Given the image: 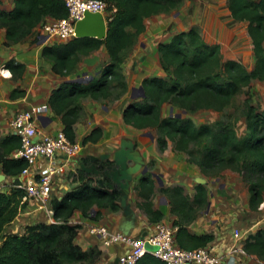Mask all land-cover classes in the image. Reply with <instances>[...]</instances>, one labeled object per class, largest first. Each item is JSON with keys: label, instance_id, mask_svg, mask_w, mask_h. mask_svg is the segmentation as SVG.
<instances>
[{"label": "trees", "instance_id": "16d2710c", "mask_svg": "<svg viewBox=\"0 0 264 264\" xmlns=\"http://www.w3.org/2000/svg\"><path fill=\"white\" fill-rule=\"evenodd\" d=\"M179 2L108 0L109 30L105 38L77 37L43 47L42 53L52 61L54 71L64 76L74 72L84 56L103 45L110 56V60L103 63L100 74L87 82L63 81L49 97L70 139L77 140L75 124L83 109V98L111 99L114 89H120L115 97L128 90L122 65L137 37L146 30L145 18L169 11ZM1 4L2 0L0 28L6 30V44L27 39L47 18L59 19L69 13L65 0H15L11 9ZM229 8L235 19L248 21L256 57L253 68L248 69L234 58L224 60L221 44L208 43L196 27L178 32L158 46L166 75L145 77L142 84L146 95L131 101L125 107L123 117L134 127L156 128L161 150L167 149L172 140L176 150L185 151L188 159L206 173L226 167L237 170L248 183L250 207L257 210L264 201V110L260 112L255 105L248 104L245 111L247 132L242 135L232 122L219 119L197 125L188 115L200 109L223 111L254 79L264 81V0H229ZM5 67L17 79L22 77L26 65L11 58ZM25 95L26 89L15 88L10 97L16 99ZM168 104L174 106L175 113L186 111V115L167 114ZM103 133V128L97 126L83 138V144L98 142ZM21 144L20 136L13 132L0 138V170L12 177L14 183L20 181L19 175L27 165L25 159L14 157ZM71 177L72 188L61 197L52 196L55 220L28 223L17 232L7 229L29 205L30 197L25 188L15 185L0 191V264L98 263L102 248L94 245L84 249L76 239L85 226L73 223L71 219L78 210L94 220L102 217L103 209L121 210L120 190L111 179L106 178L102 184L96 175L82 168L73 170ZM155 185L151 172L140 178L139 193L144 198L141 207L151 222L162 221L165 215L155 207L152 199ZM195 187L193 198L180 184L161 188L171 199V211L178 215L173 221L178 226L176 240L185 248L208 246L216 238L214 232L198 234L189 230L199 208L209 204L206 185L199 183ZM244 248L247 253L264 260V228L249 234ZM136 264L169 263L147 252Z\"/></svg>", "mask_w": 264, "mask_h": 264}, {"label": "crops", "instance_id": "0c3cea01", "mask_svg": "<svg viewBox=\"0 0 264 264\" xmlns=\"http://www.w3.org/2000/svg\"><path fill=\"white\" fill-rule=\"evenodd\" d=\"M227 1L229 6V0ZM14 5H15V0H8L7 2L2 0V7L6 9H11L13 8ZM161 14H165V12H160L157 14H153L152 16L146 17L145 24L147 19L151 17L152 18L157 16L159 17ZM51 19L52 18H47L46 21H49ZM146 31L147 28L144 32ZM42 32H43V25L40 24L36 26V28L34 29V33L30 35L27 39L21 42L8 45L5 44L6 30L5 28H0V138L13 132L11 127V121L15 116V114L23 109L38 108L39 115L47 116L46 118L48 121L45 127L49 131L55 132L59 129L64 128L65 125L62 121L61 116L54 111V109L52 108L49 102V97L52 93V90L58 87L63 81L77 78L78 76H82L85 71H88L89 74L98 72L96 70V67L97 65H99L98 63L101 61V59L103 60L108 59L107 56H109V54L107 49L100 48L94 51L92 54H90V55L99 54L101 57V59L95 65H91V66L87 65L84 62V57H85L84 56L83 59L78 63L74 72H72L68 76H64V75L62 76L60 74L57 75L56 73H54L52 61L48 59L46 56H44L42 53L43 47L49 43V41L46 40V37L43 35ZM153 33L150 34L149 32H147L144 38L145 39L151 38ZM250 38L253 44V39L251 35ZM56 40L59 39L55 38V40H52L53 42H51L50 44L54 43V41ZM141 46L142 48H140L138 52L135 53L134 55H138L140 58H142V61H138L137 59L135 60V63L137 64L135 65V67L137 66V68L131 69L132 73L131 74L129 73L130 76L127 75L128 73L127 74L125 73L126 80L128 82V88H129L128 91L129 90L132 91L135 87H140L142 85L143 80L146 77L145 76L146 73L151 69L150 65H148L151 59L150 57H152V59L154 60L155 59L157 60V56L160 57L158 48L156 47L157 46L156 43L151 44L143 40L141 42ZM253 48H254V44H253ZM11 58H15L16 60L26 65L22 77L17 79L14 78L11 70L5 67L6 61ZM15 88L26 89V95L16 99L11 98L10 94L12 90ZM85 101L86 103L87 102L88 103L85 105V108L83 107V110L81 111L80 116L75 124V132H76L77 140L83 142V138L86 135L90 134L92 130L97 126H101L103 128L104 133L102 138L98 142L89 141L86 144H84L83 150L80 153V155H78L75 158H72L70 162L66 164V171L57 176L55 180L53 195H57L59 197H61L66 191L70 190L74 185L71 175L73 170L80 168L79 166L80 156L87 158L88 162H90L89 160L91 154L93 153L98 154L103 151L111 152L115 150L120 145V140L124 136L132 137L134 140L138 141L139 139H137V133L143 130L142 128H137L132 125L133 132L134 131L135 132L129 133L126 130L124 131V127L120 123L118 125H112L111 123H108L106 121L107 120L106 115H109L108 113L109 108L105 104L102 107L105 109L104 111L107 112L106 114L101 113L99 111L98 109L99 101L97 99L87 97ZM95 117L96 118L99 117L97 119L98 121L97 124H95L96 121H94L93 119ZM83 118L84 121H82ZM124 123L127 124L125 121ZM142 134L144 135L143 137H145V135H150L149 132L141 133V135ZM151 138L154 139L153 137ZM137 143H138V147L142 150L143 154L145 155L148 164L150 160L152 159L156 160L157 156H160L161 163H163L165 167H167V169L169 168L168 170L165 171L163 170L159 171L162 180L164 181V184H161V181L153 175V177L156 180V185H155V193L152 195V199L154 200L155 207L162 210L165 214L162 221L164 222L170 221L169 223L171 222L173 223V221L178 218V215H176L171 211V207H172L171 199L168 197L166 193L163 192L160 195H158L159 194L158 191L161 190L162 187H169L180 184L186 187V191H185L186 193L193 191L191 193L193 198L194 194L196 193L195 190L196 187L194 189V185L191 184V181H189L187 177H183L186 179L183 181L177 180L178 178H176L171 173L172 169L177 168V166L174 165L173 163H170L169 165L165 163V157L163 155L162 156L160 155V150L155 143L146 144L144 142L143 147H141L139 141ZM151 146H153V151L152 149H150ZM167 149H165V151H167ZM58 159H60V156ZM58 162L60 161L58 160ZM6 182H7V189L3 188V184ZM13 182L14 179L12 177H6L4 181L0 182V191L9 190ZM205 185L209 191V207L212 204L211 199L212 200L214 199L216 201L223 200L222 199L223 194L221 192H214L213 189L209 187V185L207 184ZM220 186L221 188H224L226 185L221 184ZM228 189L229 188L227 187V190ZM138 194L144 200V198L140 195L139 190H138ZM228 195L229 194H227L226 196ZM131 197L132 194L130 196V201L135 207ZM230 197L232 199L234 197V194H232ZM247 197H248V202L246 203H248V207L251 209L249 203L250 200L249 189H248ZM49 207H52L51 202H49L47 206V204L42 203V201L38 199H30L29 205L20 213V215L16 218L13 224L8 227L7 230L17 232L20 230V228L23 225L28 223H35L39 221V219L33 220L34 218L29 214H32L34 217L41 215L43 216V218L40 220L51 221V217L47 210ZM209 207L208 209L204 210L201 213V215L198 216V218H196L194 221H192L189 224L188 227L190 232L198 233V234L214 232L216 238L212 242H210L208 246L215 248L220 254L223 255L225 259L224 264H264V260L258 258L256 255L249 253H242L239 251H236L234 253L229 252L235 243L244 246L246 233L251 234L256 232L259 228H264V204H262V206L259 207L260 210L257 211L258 213H261V216L258 215L259 217L256 219V223H253L255 220L244 222V219L241 218V216L243 215L241 214V210L243 208H240L241 206H236L237 208L236 207L234 209L230 208L228 212L221 211L222 213H220L219 217L212 218L211 224H208L209 222L208 217L205 216L210 211ZM24 215L27 216L24 217ZM222 218L224 221L221 220ZM121 221H122V211L118 213L117 211H113L112 209L109 208L103 209V215L98 220H94L89 217L83 216L82 212L79 210L75 212V214L71 219V222L82 223L85 226L84 231L80 232L76 239L77 242L84 249H88L94 245H98L102 248L103 250L102 257L97 264H114L118 260V257L122 253L127 251V247L121 243H116L111 245L104 244L103 241L98 236H95L89 232L88 226L92 223L94 224L99 223V224H105L110 228H112L113 230H119ZM155 224L156 222L150 221L149 216L146 212L143 215L140 213L138 225L137 227L134 228L132 233L133 235H143L146 232H152L155 229L154 228ZM228 225L230 226L234 225L235 229L240 228L239 232L242 235H244V239L238 240L237 242L238 239L237 234H235V236L232 235V233L227 228ZM11 227H13L12 229L14 230H12ZM256 259H258L257 262H255Z\"/></svg>", "mask_w": 264, "mask_h": 264}, {"label": "rangeland", "instance_id": "374dc122", "mask_svg": "<svg viewBox=\"0 0 264 264\" xmlns=\"http://www.w3.org/2000/svg\"><path fill=\"white\" fill-rule=\"evenodd\" d=\"M4 1L7 2L8 0H4ZM146 25H147L146 26L147 31L143 32L140 36L137 37L135 45L128 52L125 62L123 63V72L126 74L128 73L127 75H129V73L130 74L132 73L131 69L137 68V66L135 67V65H137L135 63L136 59L138 61H142V58L134 54L137 53L140 48H142L141 42L143 40L151 44L156 43L157 44L156 47L158 48L161 42L169 41L176 33L184 30L187 31L192 27H196L201 32L204 39L208 43L221 44L222 57L224 60H227L229 58L237 59L242 63H244V65L248 69H252L255 64L256 57L253 50L252 40L248 33V21L245 20L241 21L235 19L232 16V13L229 9L227 0H180L179 5L177 7L172 8L169 11H166L165 14H161L159 17L157 16L147 19ZM147 32H149L150 34L153 32L154 33L151 38L145 39L144 36H146ZM57 41H61V40H56L54 42ZM51 42L53 41L52 40L49 41L48 44H50ZM101 49H106V48L103 45ZM107 58L108 59H104V60L101 59V61L98 63L99 65H97L96 67V70L98 72L102 67H104L103 63H107L110 60L109 59L110 56H107ZM150 58L151 59L148 65H150L151 69L146 73L145 76L146 77L152 75L165 76L166 71L162 66L160 57L157 56L158 61L156 59L155 60L152 59V57ZM54 73L56 72L54 71ZM56 74L58 75L59 73ZM82 78L88 79V77L84 75ZM118 92H120V89H114L112 93L113 98L98 100L99 101L98 109L101 113L106 114L107 112H105L104 111L105 109L102 107L105 104L109 108L108 110L109 115H106L107 116L106 121L108 123H111L112 125H118L120 123L121 125H123L124 131L126 130L129 133H134L135 131L133 132L132 125L124 123L123 112L125 107L129 105L131 101H133L134 99H141V95H140L141 92L139 90H132V91L127 90L121 96L115 97V94H117ZM85 99L86 98L82 99V105L84 108L85 105L88 103V102L86 103ZM249 103L255 105L258 111L260 112L264 110L263 80L254 79L251 82V84L245 86L243 91L236 95L232 103L228 107H226L223 111H217L212 109H200L194 113H188V115L192 117V119L195 121L197 125H200L202 123H213L215 120H219V119L232 122L233 124H235L236 128L238 129L239 134L242 135L247 132L245 111ZM170 108L171 106L168 104L165 111L167 112V114H169ZM177 110L179 109L176 108V111ZM98 118L99 117L93 118L94 121H96L95 124H97ZM82 121H84V118L82 119ZM144 132H149L150 135H145V137H143L144 135L143 134L141 135V133ZM151 134H153L154 139L151 138L152 137ZM158 135L159 133L156 128H147L137 133V139H139L138 141L141 147H143L144 142L146 144H153V143L156 144V146L160 150V155L161 156L163 155L165 157V163L168 165L170 163H173L174 165L177 166V168L172 169L171 172L176 178H178L177 180L183 181L186 180L183 177H187L189 181H191V184L194 185V189H195L196 184H199L196 178L198 176H201L206 179V182L204 184L209 185V187H211L214 192H221L223 194L222 197L223 200L216 201L214 199L213 200L211 199L212 204L210 205V207L208 204L205 207L199 208L196 214V218H198V216H200L201 213L204 210L208 209L209 207L210 211L208 214H206L205 217H208L209 220L208 224H211L212 218L214 217L218 218L220 213L228 212L230 208L234 209L236 206H241L240 208H243L241 210V214H243L241 218L244 219V222L255 220L253 223H256V219L259 217L258 215L261 216V213L257 212L260 209L253 210L248 207V203H246L248 202V197H247L248 183L243 179L242 175L237 170L230 167H226L220 170L213 171L211 173H206L195 162H191L188 159L189 155L185 151L176 150L174 148V142L172 140H169L168 142L167 148L169 147L170 148L167 149V151L161 150L159 143L157 141ZM150 149H152L153 151V146H151ZM168 169L167 167H165L163 163H161V157L157 156L156 160L152 159L149 161V170L147 172H151L153 174L155 172L159 173V171L162 170L165 171ZM139 178H141V174L137 175L134 180L131 198L135 207L143 215L145 214V210L141 207V203L144 200L138 194L139 182H140ZM221 184H225L226 186L224 188H221L220 186ZM227 187L229 188L228 190ZM3 188L7 189V182L3 184ZM185 191H186V187H185ZM192 192L193 191L189 192V195L191 197H192L191 195ZM158 193H159L158 195H160L162 191L159 190ZM231 193L234 194V197L232 199L230 197L232 195ZM227 194L229 195L226 196ZM262 204L264 203L262 202ZM262 204L260 205V207L262 206ZM121 211L122 209L117 212L120 213ZM140 213H139V218H140ZM29 215L34 218L33 220H38V219L40 220L43 218V216L41 215L37 217H34L32 214ZM26 216L27 215H24V217ZM221 220H223V218ZM230 225H228L227 228L232 233V235L235 236L236 232L239 231L240 228L235 229L234 225L232 226ZM12 228L13 227H11V229ZM248 235L249 234L246 233L245 238H247ZM237 238H238L237 239L238 242V240H240L239 236H237ZM237 245L239 244L235 243L233 246H237ZM213 249L214 251H217L215 248ZM257 261L258 259L255 260V262Z\"/></svg>", "mask_w": 264, "mask_h": 264}, {"label": "built area", "instance_id": "2783aa9c", "mask_svg": "<svg viewBox=\"0 0 264 264\" xmlns=\"http://www.w3.org/2000/svg\"><path fill=\"white\" fill-rule=\"evenodd\" d=\"M69 9L67 16L52 18L43 25V35L47 41L58 38L68 40L76 34V22L84 16L86 10L103 12L107 18L108 0H65ZM38 108L23 109L15 114L11 121L13 133L21 138V146L14 152V157L27 161L26 167L19 175L20 181L12 185L26 189L30 199H38L49 204L53 196L55 180L66 171V164L77 157L83 150L81 141L70 139L64 128L55 132L49 131L42 124ZM60 156V159H58ZM58 160L60 162H58ZM48 213L54 221V209ZM154 231L143 235H125L105 224H90L88 230L98 236L104 244L121 243L127 247L114 264H136L139 258L150 252L169 264H224L222 254L210 246L185 248L176 240L177 225L158 221ZM239 239H244L239 231ZM148 245L154 248L150 249ZM247 253L240 244L233 246L229 252Z\"/></svg>", "mask_w": 264, "mask_h": 264}, {"label": "water", "instance_id": "95a60500", "mask_svg": "<svg viewBox=\"0 0 264 264\" xmlns=\"http://www.w3.org/2000/svg\"><path fill=\"white\" fill-rule=\"evenodd\" d=\"M109 24L108 18L103 12H93L86 10L84 16L76 22V34L73 38L77 37H97L105 38L108 34ZM101 59L99 54L88 55L84 57V62L91 66L95 65ZM101 71L89 74L88 71L83 73L87 78L78 76L77 78L70 79L72 81L87 82L100 74ZM133 90H139L141 97L146 95L143 84L140 87H135ZM170 113L177 116H185L186 111L183 113H175L174 106H171ZM42 124L47 125V116H39ZM49 119V118H48ZM152 137L153 134H151ZM79 166L84 171L94 174L100 183L104 184L106 178L111 179L114 185L119 187L120 196L119 202L122 207V221L120 222L119 231L125 235L133 234V230L138 225L139 212L130 201V196L133 189V183L137 175L141 177L149 170V164L142 150L138 147V143L132 137L124 136L120 140V145L113 151H103L101 153H93L90 155V162H86V158L79 157ZM153 175L164 184L161 174L153 173ZM5 172L0 170V182L6 179ZM199 183H205L206 179L198 176ZM147 233V232H146ZM145 233V234H146ZM150 249L154 248L148 245Z\"/></svg>", "mask_w": 264, "mask_h": 264}]
</instances>
